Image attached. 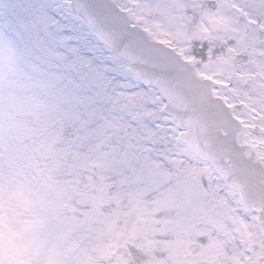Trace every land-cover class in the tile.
Returning <instances> with one entry per match:
<instances>
[{"label": "snow or ice", "instance_id": "1", "mask_svg": "<svg viewBox=\"0 0 264 264\" xmlns=\"http://www.w3.org/2000/svg\"><path fill=\"white\" fill-rule=\"evenodd\" d=\"M0 47V264H264V0H0Z\"/></svg>", "mask_w": 264, "mask_h": 264}, {"label": "rangeland", "instance_id": "2", "mask_svg": "<svg viewBox=\"0 0 264 264\" xmlns=\"http://www.w3.org/2000/svg\"><path fill=\"white\" fill-rule=\"evenodd\" d=\"M41 97L18 57L0 47V150L27 144L40 119Z\"/></svg>", "mask_w": 264, "mask_h": 264}]
</instances>
